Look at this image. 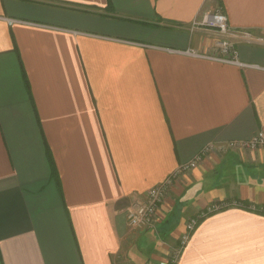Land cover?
<instances>
[{
	"label": "crops",
	"instance_id": "1",
	"mask_svg": "<svg viewBox=\"0 0 264 264\" xmlns=\"http://www.w3.org/2000/svg\"><path fill=\"white\" fill-rule=\"evenodd\" d=\"M221 9L264 37V0H0V264H264V43L190 29ZM7 18L14 19L10 24ZM181 172L154 226L126 210ZM53 164V166H52ZM53 171L57 173V177Z\"/></svg>",
	"mask_w": 264,
	"mask_h": 264
},
{
	"label": "built area",
	"instance_id": "2",
	"mask_svg": "<svg viewBox=\"0 0 264 264\" xmlns=\"http://www.w3.org/2000/svg\"><path fill=\"white\" fill-rule=\"evenodd\" d=\"M8 23H12L14 19L7 18ZM190 29L195 28H211L217 30L221 37L216 40L215 54L200 53L194 50H186L185 52L197 57L214 59L221 62L241 64L237 58L235 40L257 41L264 43V37L259 36L253 38L252 35L243 29L232 27L227 19L224 11L216 9L214 11L204 12L199 18H195L189 25ZM264 145V132L259 131L253 137L247 140H232L227 143L229 147H242L246 149H256ZM213 145H207L198 154L194 155L189 160L181 163L174 171H172L161 182L150 187L145 196L141 200L131 202L126 210V221L130 227L135 228H150L154 226L157 212L164 201V198L171 186L174 184L178 174L188 171L196 167L202 156L212 150ZM235 204L229 202L215 201L207 205L203 210L196 215L190 217L186 223L185 231L179 236L178 243L170 251L167 259L160 264H176L179 256L189 240L191 233L194 231L200 221L207 215Z\"/></svg>",
	"mask_w": 264,
	"mask_h": 264
},
{
	"label": "trees",
	"instance_id": "3",
	"mask_svg": "<svg viewBox=\"0 0 264 264\" xmlns=\"http://www.w3.org/2000/svg\"><path fill=\"white\" fill-rule=\"evenodd\" d=\"M52 166H53V164H52ZM53 173L57 177V173H55V171H53ZM229 203H231V202H229ZM234 203L240 207H245V208H249L251 206L249 203H246L244 201H239V200H234Z\"/></svg>",
	"mask_w": 264,
	"mask_h": 264
}]
</instances>
